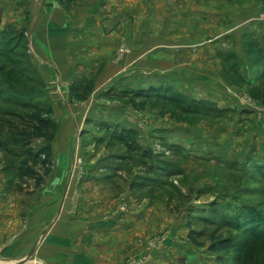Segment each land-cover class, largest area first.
<instances>
[{
	"label": "rangeland",
	"instance_id": "374dc122",
	"mask_svg": "<svg viewBox=\"0 0 264 264\" xmlns=\"http://www.w3.org/2000/svg\"><path fill=\"white\" fill-rule=\"evenodd\" d=\"M16 1L0 0V191L22 221L42 203L39 193L66 192L73 213L108 227L114 247L100 248L97 264H264L258 41L248 31L236 38L235 24L227 23L212 25L207 39L173 40L144 55L133 43L139 25L129 22L113 53L95 55L80 47L86 33H77V76L64 83L35 51L32 15L10 23ZM86 1L98 0L61 6L70 12ZM35 2L33 14L41 0ZM34 112L56 132L50 174L31 165L45 176L40 188L24 183L21 168L28 150L22 133ZM191 230L205 233L201 246L189 241ZM214 233L232 240L234 250L211 253Z\"/></svg>",
	"mask_w": 264,
	"mask_h": 264
},
{
	"label": "crops",
	"instance_id": "0c3cea01",
	"mask_svg": "<svg viewBox=\"0 0 264 264\" xmlns=\"http://www.w3.org/2000/svg\"><path fill=\"white\" fill-rule=\"evenodd\" d=\"M35 1L13 3L10 23L27 22L32 15L35 51L52 64L64 83L77 76V33H86L80 47L95 55L113 53L118 32H126L125 23L129 22L139 25L133 43L145 49L144 55L162 50L173 40L207 39L212 35L207 31L212 25L227 23L235 24L236 38L248 31L264 49V0H98L81 3L70 12L59 0H41L33 14ZM196 29L202 31L195 33ZM126 34L130 40L131 34ZM39 195L44 196L42 203L33 204L22 221L17 205L6 203L9 195L0 191V264H31L33 257L39 264H97L100 248L111 252L114 245L108 239V227L104 230L94 217L84 216L79 209L73 213L69 207L71 193Z\"/></svg>",
	"mask_w": 264,
	"mask_h": 264
},
{
	"label": "trees",
	"instance_id": "16d2710c",
	"mask_svg": "<svg viewBox=\"0 0 264 264\" xmlns=\"http://www.w3.org/2000/svg\"><path fill=\"white\" fill-rule=\"evenodd\" d=\"M59 1L60 4L62 5H69L74 0H59ZM2 55L3 53L0 51V59L2 58ZM3 72L4 69L0 66V76L3 74ZM1 91L2 88L0 86V92ZM28 124L29 127L26 129V131L22 133L24 135V138L22 140L24 141L26 148H28V150L26 153L25 160L22 161L21 168L26 170V173L23 176L25 180L24 183L26 184L33 183L36 188H40L44 183L45 176H48L51 172L48 169V167L50 165L52 158V143L55 140V136H56L55 126L50 119L44 118L43 113H36V112L29 115ZM34 141H43L47 143V145L42 146L38 150H34L30 148V144ZM31 165L33 167L45 168L46 169L45 176L40 177L38 175V172L32 169ZM250 225L256 229L259 228L258 227L259 225H257V223L253 225L252 222L250 223ZM258 233H259L258 230H254L252 232V234L254 235ZM215 234L216 233H214L211 237L212 244L209 247V251L211 253L228 254L234 250L235 245L232 240L225 239L223 237H215L216 236ZM188 238L192 244L196 246H201L199 240L205 238V233L191 230Z\"/></svg>",
	"mask_w": 264,
	"mask_h": 264
}]
</instances>
